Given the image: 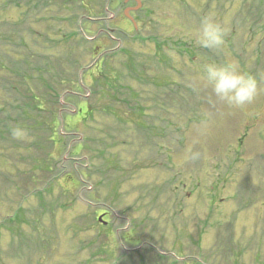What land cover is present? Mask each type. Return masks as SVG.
I'll use <instances>...</instances> for the list:
<instances>
[{
    "label": "rangeland",
    "instance_id": "374dc122",
    "mask_svg": "<svg viewBox=\"0 0 264 264\" xmlns=\"http://www.w3.org/2000/svg\"><path fill=\"white\" fill-rule=\"evenodd\" d=\"M132 4L0 0V264H264V0H141L137 29ZM210 62L254 102L220 101Z\"/></svg>",
    "mask_w": 264,
    "mask_h": 264
},
{
    "label": "clouds",
    "instance_id": "9594fccd",
    "mask_svg": "<svg viewBox=\"0 0 264 264\" xmlns=\"http://www.w3.org/2000/svg\"><path fill=\"white\" fill-rule=\"evenodd\" d=\"M229 29L212 17H204L197 30V43L204 48L221 51L225 44V35ZM203 80L210 86L215 96L230 107H243L254 102L258 95L257 80L242 72L235 63L218 64L214 62L203 65ZM14 137L27 135L23 128H15Z\"/></svg>",
    "mask_w": 264,
    "mask_h": 264
},
{
    "label": "trees",
    "instance_id": "16d2710c",
    "mask_svg": "<svg viewBox=\"0 0 264 264\" xmlns=\"http://www.w3.org/2000/svg\"><path fill=\"white\" fill-rule=\"evenodd\" d=\"M54 103L56 105L58 104L60 106L59 101H58V99L55 96H53V104ZM65 166H67V168ZM74 166H75V163L72 166V162H70L68 165L61 164V162H58L57 165H56V168L54 170V176L56 178H61V177H64V176L71 177L70 173H72V175L74 177L75 176L78 177L81 180V182H83V178L81 176V173H80L79 169L75 168Z\"/></svg>",
    "mask_w": 264,
    "mask_h": 264
},
{
    "label": "flooded vegetation",
    "instance_id": "af4514ba",
    "mask_svg": "<svg viewBox=\"0 0 264 264\" xmlns=\"http://www.w3.org/2000/svg\"><path fill=\"white\" fill-rule=\"evenodd\" d=\"M133 2H134V4L128 5V6H126V8H130L129 9L130 14H137L139 12V9L138 8L141 6V4L140 5H137V2L135 0H133ZM134 17L135 16L132 17L133 20H134Z\"/></svg>",
    "mask_w": 264,
    "mask_h": 264
},
{
    "label": "water",
    "instance_id": "95a60500",
    "mask_svg": "<svg viewBox=\"0 0 264 264\" xmlns=\"http://www.w3.org/2000/svg\"><path fill=\"white\" fill-rule=\"evenodd\" d=\"M127 11H128V10H125V15H127ZM99 219H101V218L99 217Z\"/></svg>",
    "mask_w": 264,
    "mask_h": 264
}]
</instances>
